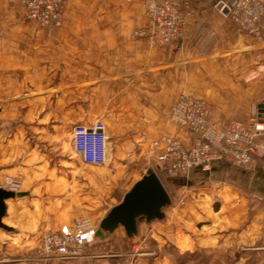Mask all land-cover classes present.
<instances>
[{
    "label": "crops",
    "instance_id": "0c3cea01",
    "mask_svg": "<svg viewBox=\"0 0 264 264\" xmlns=\"http://www.w3.org/2000/svg\"><path fill=\"white\" fill-rule=\"evenodd\" d=\"M147 1L67 0L63 26L49 29L25 21L22 0H0V181L18 177L23 192L6 202V234L64 230L98 209L93 165L74 151L72 128L97 120L102 103L118 127L109 132L106 123L110 159L133 146L154 154L152 140L163 133L189 140L169 117L181 88L210 100L222 128L264 103V32L241 31L217 0H192L184 36L170 50L133 36L148 22ZM196 174L204 182L190 191L198 197L181 212L185 222L144 221L139 234L168 225V234H207L208 245L217 234L219 246L234 245V264H264V160L253 170L216 162L185 182Z\"/></svg>",
    "mask_w": 264,
    "mask_h": 264
},
{
    "label": "built area",
    "instance_id": "2783aa9c",
    "mask_svg": "<svg viewBox=\"0 0 264 264\" xmlns=\"http://www.w3.org/2000/svg\"><path fill=\"white\" fill-rule=\"evenodd\" d=\"M67 3V0H22L23 16L42 27L58 29L65 22ZM215 7L244 33L263 34L264 0H217ZM145 9L148 22L135 29L133 36L176 50L187 20L194 13L192 0H148ZM169 117L176 126L190 133V139L183 140L167 133L153 138L155 163L152 167L159 176L164 173L173 180H186L193 170L210 172L216 162L253 170L264 160V111L261 112L257 105L247 120L233 119L222 128L215 121L213 103L183 88ZM110 141L107 125L100 119L92 124L78 123L72 128L73 148L83 163L104 164L109 157ZM0 187L19 192L21 180L5 175ZM180 187V202L185 203L189 186L186 182ZM95 232L93 218L87 215L76 218L64 230L46 227L36 251L26 259L49 262L83 257ZM123 255L130 256L131 260L121 259L117 264H132L140 252L136 249Z\"/></svg>",
    "mask_w": 264,
    "mask_h": 264
},
{
    "label": "rangeland",
    "instance_id": "374dc122",
    "mask_svg": "<svg viewBox=\"0 0 264 264\" xmlns=\"http://www.w3.org/2000/svg\"><path fill=\"white\" fill-rule=\"evenodd\" d=\"M228 19V18H227ZM229 20V19H228ZM27 21V20H25ZM183 88H181L182 90ZM180 90V91H181ZM264 102V99H263ZM102 103V109L98 112V119L109 123V132H117L118 127L111 125L106 120V112ZM256 105V104H255ZM121 131V128H119ZM124 150H127L124 149ZM132 153H116L110 161L102 165L88 166L89 173L97 178V188L99 194L98 209L93 214L96 229L99 226L102 216H105L109 210L121 202L125 194L131 189L134 183L140 179L148 168H153L155 163L151 152H143L137 146L131 149ZM79 158V157H78ZM86 167V166H85ZM165 187L172 198V205L166 208L167 224L178 216L180 221L185 222V216L181 212L185 210L191 198H197L190 193L203 184L201 174H196L189 185L188 194L185 196L186 202H180L181 184L174 183L166 174H160ZM103 198L102 200L100 199ZM84 216V215H82ZM164 221L155 220L151 224H159ZM144 224V220L141 221ZM166 224V225H167ZM145 226V225H144ZM161 227V226H159ZM152 228L143 227L140 234L133 239H128L123 232L118 235H110L107 238L97 237L87 245L84 251L85 255L72 260L58 261H29L26 258L33 254L39 245V236L41 234H6L8 229L0 228V264H117L119 260H131V257H124L123 254L138 250L140 255L133 259L132 264H234L233 250L234 245L219 246L217 234H210V244L205 241L207 234H168V225L162 227L153 234ZM9 232V231H8ZM206 236V237H205ZM109 244L106 245V242ZM103 259H106L104 261Z\"/></svg>",
    "mask_w": 264,
    "mask_h": 264
},
{
    "label": "water",
    "instance_id": "95a60500",
    "mask_svg": "<svg viewBox=\"0 0 264 264\" xmlns=\"http://www.w3.org/2000/svg\"><path fill=\"white\" fill-rule=\"evenodd\" d=\"M260 111H264V103L260 104ZM185 184V180H182ZM23 192H13L0 187V228L9 229L3 218L7 213V200L21 195ZM172 205V198L159 174L154 168L138 179L125 194L123 200L113 206L100 220L94 237L107 238L123 228L128 239L139 234V225L144 220L148 225L153 221H165L166 208Z\"/></svg>",
    "mask_w": 264,
    "mask_h": 264
},
{
    "label": "trees",
    "instance_id": "16d2710c",
    "mask_svg": "<svg viewBox=\"0 0 264 264\" xmlns=\"http://www.w3.org/2000/svg\"><path fill=\"white\" fill-rule=\"evenodd\" d=\"M173 181H174V183H176V184L182 182V180H180V179H179V180H178V179H174ZM185 183H186V182H185ZM190 185L192 186V184H190ZM188 186H189V185H188Z\"/></svg>",
    "mask_w": 264,
    "mask_h": 264
}]
</instances>
